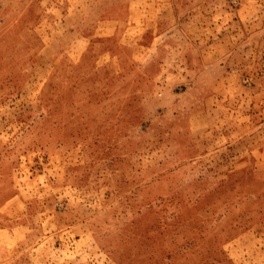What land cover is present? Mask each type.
Returning a JSON list of instances; mask_svg holds the SVG:
<instances>
[{
	"label": "rangeland",
	"instance_id": "374dc122",
	"mask_svg": "<svg viewBox=\"0 0 264 264\" xmlns=\"http://www.w3.org/2000/svg\"><path fill=\"white\" fill-rule=\"evenodd\" d=\"M116 1L0 0V264H264V0Z\"/></svg>",
	"mask_w": 264,
	"mask_h": 264
},
{
	"label": "crops",
	"instance_id": "0c3cea01",
	"mask_svg": "<svg viewBox=\"0 0 264 264\" xmlns=\"http://www.w3.org/2000/svg\"><path fill=\"white\" fill-rule=\"evenodd\" d=\"M160 1V0H158ZM69 7V6H68ZM78 6H72L71 12H73L75 9L76 11L79 9ZM155 7V6H154ZM78 8V9H77ZM109 12H107L108 15L111 14H116V15H125L128 12L126 8L124 7L123 3L121 0H117L114 5H112L110 8H108ZM64 13H68L69 10H63ZM115 12V13H113ZM118 20L120 19H103L102 21L98 22V25L93 26L92 28L95 30L94 34L92 36L86 37L85 35L80 34L79 37L81 39H77L73 44L76 46L77 44L79 45H90L91 41L93 39H96L97 37L100 38H109L115 35V32L117 30V24ZM116 21V22H114Z\"/></svg>",
	"mask_w": 264,
	"mask_h": 264
}]
</instances>
